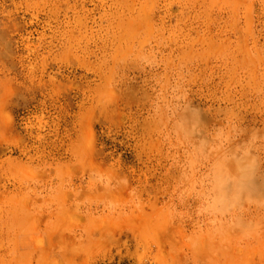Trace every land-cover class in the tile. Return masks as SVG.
<instances>
[{"label": "rangeland", "instance_id": "obj_1", "mask_svg": "<svg viewBox=\"0 0 264 264\" xmlns=\"http://www.w3.org/2000/svg\"><path fill=\"white\" fill-rule=\"evenodd\" d=\"M0 264H264V0H0Z\"/></svg>", "mask_w": 264, "mask_h": 264}, {"label": "clouds", "instance_id": "obj_2", "mask_svg": "<svg viewBox=\"0 0 264 264\" xmlns=\"http://www.w3.org/2000/svg\"><path fill=\"white\" fill-rule=\"evenodd\" d=\"M212 187L209 191L210 205L226 204L236 196V191H230L229 186L234 183L231 177L216 174L212 178Z\"/></svg>", "mask_w": 264, "mask_h": 264}, {"label": "bare ground", "instance_id": "obj_3", "mask_svg": "<svg viewBox=\"0 0 264 264\" xmlns=\"http://www.w3.org/2000/svg\"><path fill=\"white\" fill-rule=\"evenodd\" d=\"M179 236V235H178ZM180 240V239H179Z\"/></svg>", "mask_w": 264, "mask_h": 264}]
</instances>
